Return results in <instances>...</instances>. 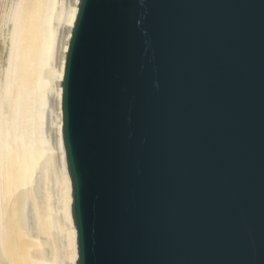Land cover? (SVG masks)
Listing matches in <instances>:
<instances>
[{"label":"water","instance_id":"95a60500","mask_svg":"<svg viewBox=\"0 0 264 264\" xmlns=\"http://www.w3.org/2000/svg\"><path fill=\"white\" fill-rule=\"evenodd\" d=\"M60 87L76 264H264V0H78Z\"/></svg>","mask_w":264,"mask_h":264},{"label":"bare ground","instance_id":"6f19581e","mask_svg":"<svg viewBox=\"0 0 264 264\" xmlns=\"http://www.w3.org/2000/svg\"><path fill=\"white\" fill-rule=\"evenodd\" d=\"M77 4L1 7L0 264H76L60 83Z\"/></svg>","mask_w":264,"mask_h":264},{"label":"rangeland","instance_id":"374dc122","mask_svg":"<svg viewBox=\"0 0 264 264\" xmlns=\"http://www.w3.org/2000/svg\"><path fill=\"white\" fill-rule=\"evenodd\" d=\"M6 0H0V11H1V7H2V5L4 4V2H5ZM0 41L2 42V40L0 39ZM0 56L2 55V52H3V45H2V43H0Z\"/></svg>","mask_w":264,"mask_h":264}]
</instances>
